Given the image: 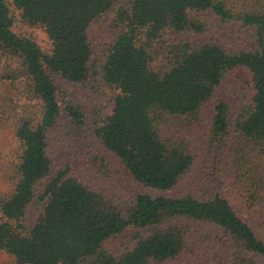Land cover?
<instances>
[{
  "label": "trees",
  "instance_id": "16d2710c",
  "mask_svg": "<svg viewBox=\"0 0 264 264\" xmlns=\"http://www.w3.org/2000/svg\"><path fill=\"white\" fill-rule=\"evenodd\" d=\"M111 13L100 62L89 30ZM17 23L42 30L51 51ZM237 69L250 71L255 95L233 114L217 91ZM98 79L117 93L94 135L136 190L117 168L100 188L53 159L59 80ZM0 88V132L14 140L9 154L0 150L8 264H264V0H0ZM65 109L82 128L80 109ZM201 128L211 173L177 193L200 156ZM35 201L43 213L31 226ZM129 230L134 245L112 251L110 240Z\"/></svg>",
  "mask_w": 264,
  "mask_h": 264
},
{
  "label": "rangeland",
  "instance_id": "374dc122",
  "mask_svg": "<svg viewBox=\"0 0 264 264\" xmlns=\"http://www.w3.org/2000/svg\"><path fill=\"white\" fill-rule=\"evenodd\" d=\"M8 1L12 3V0ZM128 1L129 0H122L123 3ZM118 7L119 6L116 7V10H118ZM16 14L18 16L19 12L16 11ZM209 15L213 17L214 21H217V18H215L212 13H209ZM114 19L115 13H111L101 21L92 24L89 30V37L94 51L93 59L101 60L100 62L104 60L106 52L113 42L114 35L111 26ZM15 30L19 34L35 37L43 51L47 53L51 51V42L42 30L29 28L20 23H17ZM252 45H254V43L250 41H243L242 43V47L244 48H248ZM58 84L59 101L63 106L64 113L50 138V150L57 168L62 169L70 166L74 174L83 177L86 182L100 188H105V177L107 176H102L108 173V167H112V169L117 168L122 172L132 190H136L138 187L140 188V185L135 182L130 172L122 166L121 162L116 157L102 147L94 135L95 119L99 115L112 113L114 109L113 98L117 92L105 85L101 79H98L94 86L90 84L82 85L71 83L64 80H59ZM6 91L0 88V94ZM254 95L252 74L249 70L237 69L229 73L225 84L217 91V100L226 101L230 112L235 114L241 111L242 107L245 105L251 104ZM68 103L80 109L84 121L82 128L74 129L71 127L65 109ZM203 138L204 131L201 128L197 139V144L200 147V156L189 178L176 190L177 193L195 187L201 179L206 178L211 173V155L209 150H206ZM13 144L14 140L12 134L0 132V150L3 155L11 152ZM7 188V184L0 178V189L7 190ZM198 189L201 190L202 193L207 191H203L201 185ZM232 203L240 210L238 202L233 199ZM42 213L43 205L38 201L32 203L29 207L27 216L29 225H35ZM134 234V231L129 230L115 236L110 240L109 248L112 251L121 252L128 246H133ZM204 244H208L207 239L200 241L198 247ZM9 261L6 255L0 253V264H8ZM182 262V260H178L175 264H182Z\"/></svg>",
  "mask_w": 264,
  "mask_h": 264
}]
</instances>
